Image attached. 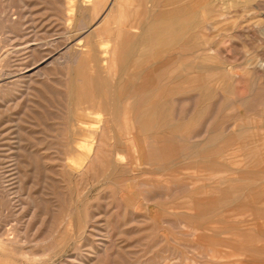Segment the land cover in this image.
I'll return each instance as SVG.
<instances>
[{"label": "rangeland", "instance_id": "rangeland-1", "mask_svg": "<svg viewBox=\"0 0 264 264\" xmlns=\"http://www.w3.org/2000/svg\"><path fill=\"white\" fill-rule=\"evenodd\" d=\"M59 1H63V4L66 5L64 0ZM74 1L76 11L83 10L82 2L85 0ZM57 2L58 0H0V240L5 244L9 243L0 250V264H70L69 262L84 264L82 261L85 264H264V253L262 252L264 244H261L264 243V231L259 235L258 232L249 228V222L254 221L251 214H256L259 206L255 203L254 195H248V197L250 196L249 200H252V203L249 204L252 206L249 207L248 200L245 201L247 192L242 193L243 190H241V188L247 189L246 185H249L250 182L252 183V185L250 184L251 188H255L259 184L258 190L262 191L264 197V153H262L264 152L262 144L264 143V6L262 7L264 0H100L98 16L94 19L86 17L83 19V23L89 28L91 27L92 30H100L104 19L111 15L117 17L119 5H123L127 25L122 31H114L111 35H107V39L111 42V47L117 42L120 45L128 43L129 48L133 51L131 52L133 56L131 54L129 57L132 59L136 56L128 61L127 67L118 68L120 78L122 77L123 81L129 80L128 82L124 81L128 88L124 91V96H126L124 101L114 105L127 120L126 128L120 125V119L118 121V118L106 115L110 113L108 108L112 97L114 96L117 100L116 95L119 94V91L122 92L117 85L119 76L108 80L105 89H98L92 83L82 82L79 79L74 85L76 89L74 88L73 91V88H70V78L75 75L79 65L73 66L74 69L63 64L51 65L49 62L44 64L39 61L40 56L36 58V61L39 62L35 64L36 61L27 59L25 53L19 52L24 47L21 45L23 36L31 35L33 39L38 38L40 44H46L49 38L52 40L55 35L59 36V33L56 32L58 27L69 28L74 24V21H68L65 15L66 8L63 4ZM178 5L184 8L183 11L187 8L188 12L184 11L176 23L169 22L165 26L166 28L148 30L149 32L145 30L158 19L159 15L165 14V10L167 13L172 12ZM207 5L209 9H207ZM169 8L172 10L169 11ZM243 9L244 11H242ZM155 15L156 17H153ZM55 17L56 19L60 18L59 21ZM237 23L240 24L237 25ZM237 26L239 27L237 28ZM26 27L31 28V32ZM26 30L28 31L26 32ZM142 34V38H144L140 39ZM87 35L88 32H83L79 40L85 42ZM199 35L202 36L199 37ZM160 40H164V42H160ZM208 48L211 49L208 50ZM122 54L118 53L117 58L120 59ZM248 60L250 61L248 62ZM83 63V72L86 76H98V73L91 70L87 61ZM27 66L29 68L25 69ZM154 68L155 70H153ZM227 70L229 72L226 76L230 86L225 85L227 84V81L224 82L226 78H223L224 81L222 80ZM262 71L263 74L259 73ZM30 75L35 83L32 86H27L30 83L28 80ZM174 76L175 79H173ZM146 78L147 80H145ZM171 80H175L173 81L174 94L168 98L166 92ZM222 81L224 82L222 84L227 88L224 85L222 87ZM158 84L164 87H159ZM33 85L36 86L37 91ZM16 86L19 87L16 88ZM138 87H141L140 93L135 96L133 90ZM204 89L212 90V94L215 96L207 99L204 97L206 95ZM219 89L222 95L219 93ZM215 91L218 93L216 94ZM226 95H228L227 98ZM198 97H200V101ZM183 99L185 102L182 101ZM188 99L194 100L193 103ZM220 104L222 108L219 107ZM253 104L257 106L253 107ZM41 105L42 107H40ZM72 105H74L73 108ZM204 106L205 108H202ZM176 110L178 111L176 112ZM97 112L105 114L104 117L102 116L101 123L104 126L105 134L99 139L102 142L100 155L92 164H86L79 175L66 167V161L78 157V154L73 150L75 141L81 139L78 127L81 126L80 124L95 122L93 115ZM194 115L195 117H193ZM71 116L75 118H71ZM13 120L17 122H13ZM215 120H217L216 123ZM198 121L199 124H197ZM233 122L240 124V127L234 128V131L238 128L236 132L241 129V133L230 138V135L221 132V127L235 124ZM245 123L247 124L245 125ZM174 124L177 125V128ZM212 125L214 127H211ZM185 130L189 131V134H185ZM209 133L211 134L210 138ZM222 135L224 137H221ZM121 136L126 143H130L134 138L138 142L130 144L125 149L121 145ZM211 138H214L212 140L215 142ZM209 139L212 141L211 143ZM228 139L229 141H227ZM207 141L211 145L208 146ZM228 144L230 145L228 146ZM19 145L21 146L19 147ZM223 145L226 147L225 149L222 147ZM170 146L174 148L170 149ZM167 148L170 150L168 151ZM235 148L236 150L232 152ZM119 154L126 158L127 165L124 170L118 168L114 160ZM147 158H149L148 162ZM174 158L177 162L173 161ZM71 165L76 171L81 170L75 167V164L71 163ZM226 167L229 171L225 169ZM78 176L81 177L78 178ZM192 183L196 185L194 186ZM235 183L240 185L239 188ZM231 184L233 185L231 186ZM216 187L218 188L215 190ZM224 188L226 191L230 190L232 195L238 191L234 201H227L222 196L220 191ZM167 193L169 196L166 195ZM32 203L36 205L35 208L33 206L31 208ZM205 203L211 205L210 210L197 207ZM132 206H135L134 209ZM254 209L257 211H253ZM230 215L232 216L230 217ZM103 233L106 236H103ZM102 238L104 239L102 240ZM101 241L106 244L108 252L103 251L100 254L102 252L99 248ZM226 241L228 242L226 243ZM256 243L261 245L256 248ZM200 244L201 246H199ZM110 245L111 247H109ZM259 247L260 249H258ZM109 248H114L117 253L115 250L112 252L113 249ZM250 251L252 252L250 253ZM262 253L263 255H261ZM97 254L99 255L97 256ZM110 254H115V257H111ZM107 256L110 257V261Z\"/></svg>", "mask_w": 264, "mask_h": 264}, {"label": "bare ground", "instance_id": "bare-ground-1", "mask_svg": "<svg viewBox=\"0 0 264 264\" xmlns=\"http://www.w3.org/2000/svg\"><path fill=\"white\" fill-rule=\"evenodd\" d=\"M125 1V0H124ZM161 1V0H160ZM58 2H61V1H59L58 0ZM57 2V3H58ZM64 2H65V4L66 5H64L63 4V1L61 2L62 4H63V6L66 8V17H67V19H68V21H70V22H73L74 24H72L71 25V27H66V28H64V27H61V28H59L58 27V30L56 31V32H58L59 34V36H57V35H55V37H54V39H52V40H50V36L48 37L49 38V40H47L48 42L46 43V44H40V42H39V40H37L36 38L35 39H33V37L31 38V35H26V36H23L22 38H23V40H22V42H21V45L22 46H24L23 48H21L22 50L21 51H19V52H22V53H25V55H26V57H27V59H30V60H34V61H36V58L38 57V56H40V60L39 61H41V62H43L44 64H47L48 62H49V64H63V65H65V66H68V67H72V68H74L75 69V67H73V66H78L79 65V67L77 68V71H76V73H75V75L74 76H72L71 78H70V88L74 91V85H76V82L79 80V79H81L82 80V82L83 81H85V82H88V83H92L93 85H95L98 89H105L106 87H107V81L108 80H113L114 78H115V76L116 77H118L119 76V78H118V80H117V85L119 86L118 88H120L121 89V91L123 92H120L119 91V94H117L116 96H117V100L114 98V96L112 97V99L111 98H109V99H111V102L109 103V108L108 109H110L109 111H110V113H107L106 115H111L112 117H114V118H118V121H119V119H120V125H122L124 128H126L127 127V125H128V122H127V120L126 119H124L123 118V115H122V112L117 108H115V103H119V102H123L124 101V98L126 97V96H124V91H125V89H128L127 88V86L125 85L126 83L125 82H128L129 80L128 79H125L124 81L122 80V77L120 78V75H119V70H118V68H122L123 66H126L127 65V63H128V61H131L132 59H134V58H136V56L134 57V58H130L129 56L131 55V56H133V53H131V52H133L132 51V49L131 48H129V44L127 43V44H123V45H120L119 44V42H117V43H115L112 47H111V42L107 39V35H111L114 31H122L125 27H126V25H127V23L125 22V9H124V7H123V5H119V10H118V15H117V17H114V16H108L107 18H105L104 19V21H103V26H102V29H100V30H97V29H94V28H96V27H94L93 29L94 30H92V28L90 27H88L87 25H85V23H83V19H86V17L88 18H92V19H94V18H96L97 16H98V9L100 8V0H85L84 2H82L83 4H82V8H83V10L81 9L80 10V12H79V10L78 11H76V7L74 6V0H64ZM102 2V1H101ZM120 2V1H119ZM123 2V1H122ZM156 2V1H155ZM154 2V3H155ZM165 2V1H164ZM176 2V1H175ZM174 2V3H175ZM259 2V1H258ZM257 2V3H258ZM261 2V1H260ZM77 3V2H76ZM80 3V2H79ZM127 3V2H126ZM168 3V2H167ZM210 3V2H209ZM211 3H213V2H211ZM33 4V3H32ZM81 4V3H80ZM189 4H190V1H189ZM253 4V3H252ZM256 4V3H255ZM25 5V4H24ZM58 5V4H57ZM111 5V4H110ZM109 5V6H110ZM188 5V4H187ZM249 5H250V3H249ZM78 6H79V4H78ZM165 6V5H164ZM254 6V5H253ZM260 6V5H259ZM264 5H262V7H263ZM37 7V6H36ZM40 7V6H39ZM57 8H58V6H56ZM80 7H81V5H80ZM151 7V6H150ZM149 7V8H150ZM190 7V6H189ZM165 8V7H164ZM236 8H238V7H236ZM260 8H261V6H260ZM79 9V8H78ZM170 9V8H169ZM183 7L182 6H176L175 8H174V10L172 11V12H166L167 10H165V14H161V15H159L158 16V19L157 20H155V22H152L150 25H149V27H146L147 29H145L147 32H149L148 30H151L152 31V29H158V28H166L165 26L167 25V24H169V22H175L176 23V21H177V19H178V17H180L181 16V14L184 12V11H187L186 9L183 11ZM207 9H209L208 8V5H207ZM263 9V8H262ZM54 10H56V9H54ZM172 9H170L169 11H171ZM190 10V9H189ZM249 10V9H248ZM60 11V10H59ZM210 11V10H209ZM242 11H244V9L242 10ZM257 11V10H256ZM77 12H79L78 14H77ZM152 12V11H151ZM188 12V11H187ZM192 12V11H191ZM208 12V11H207ZM224 12V11H223ZM258 12V11H257ZM39 13V12H38ZM53 13H55V12H53ZM57 13V12H56ZM214 13V12H213ZM230 13V12H229ZM232 13V12H231ZM230 13V14H231ZM242 13V12H241ZM46 14V13H45ZM58 14V13H57ZM62 14H63V12H62ZM153 14V13H152ZM234 14V13H233ZM249 14V13H248ZM32 15V14H31ZM157 15V14H156ZM156 15L155 16H153V17H156ZM183 15V14H182ZM210 15V14H209ZM217 15H220V14H217ZM254 15V14H253ZM260 15H261V13H260ZM27 16V15H26ZM53 16V15H52ZM57 16V15H56ZM60 16V15H59ZM221 16V15H220ZM246 16V15H245ZM252 16V15H251ZM259 16V15H258ZM244 17V16H243ZM254 17V16H253ZM257 17V16H256ZM16 18H18V17H16ZM54 18V17H53ZM58 18V17H57ZM62 18V17H61ZM150 18V17H149ZM223 18H225V17H223ZM227 18H228V16H227ZM242 18V17H241ZM14 19V18H13ZM26 19H27V17H26ZM25 18H24V20H26ZM55 19H56V17H55ZM59 19L60 18H58V19H56V20H58L59 21ZM63 19H64V17H63ZM15 20V19H14ZM100 19H98V21H99ZM152 20V19H151ZM246 20V19H245ZM27 21V20H26ZM89 21V20H88ZM87 21V22H88ZM101 21V20H100ZM215 21V20H214ZM223 21V20H222ZM242 20H240V22H241ZM52 22V21H51ZM63 22V21H62ZM202 22V21H201ZM221 22V21H220ZM239 22V21H238ZM243 22V21H242ZM247 22V21H246ZM99 23V22H98ZM205 23V22H204ZM12 24V23H11ZM28 24H29V22H28ZM27 24V25H28ZM56 24V23H55ZM60 24V23H59ZM65 24V23H64ZM88 24V23H87ZM96 24V23H95ZM101 24V23H100ZM144 24V23H143ZM197 24V23H196ZM212 24V23H211ZM240 24V23H239ZM238 23H237V25H239ZM14 25V24H13ZM56 25H58V24H56ZM63 25V24H62ZM62 25H60V26H62ZM88 25H90V24H88ZM35 26V25H34ZM33 26V27H34ZM63 26H65V25H63ZM92 26V25H91ZM95 26V25H94ZM113 26H116L115 28L113 27ZM193 26V25H192ZM129 27V26H128ZM195 27V26H194ZM239 26H237V28H238ZM24 28H25V26H24ZM27 28V27H26ZM35 28H36V26H35ZM137 28V27H136ZM172 28H173V26H172ZM190 28V27H189ZM232 28V27H231ZM230 28V29H231ZM236 28V29H237ZM28 29V28H27ZM31 29V28H30ZM30 29H28V30H30ZM32 29H34V28H32ZM50 29V28H49ZM185 30H186V28H184ZM188 29V28H187ZM197 29H198V27H197ZM235 29V30H236ZM28 30H26V32L28 31ZM35 30V29H34ZM37 30V29H36ZM54 30V29H53ZM141 30V29H140ZM165 30V29H164ZM180 30H181V28H180ZM203 30V29H202ZM223 30V29H222ZM126 31V30H125ZM143 31V30H142ZM183 31V30H182ZM187 31V30H186ZM189 31V30H188ZM229 31V30H228ZM29 32H31V30L29 31ZM38 32V31H37ZM53 32H55V31H53ZM52 32V33H53ZM85 33V32H88V35H87V39L85 40V42L84 41H82V40H79L80 38V36H81V34L82 33ZM132 32L134 33V31H133V29H132ZM161 32V31H160ZM163 32V31H162ZM48 33H49V31H48ZM132 33V34H133ZM214 33H216V32H214ZM237 33V32H236ZM239 33V32H238ZM264 33V32H263ZM24 34V33H23ZM32 34V33H31ZM34 34V33H33ZM36 34V33H35ZM47 34V33H46ZM131 34V35H132ZM135 34V33H134ZM144 34V33H143ZM143 34L141 35V38L140 39H143L142 38V36H143ZM152 34V33H151ZM219 34V33H218ZM17 35V34H16ZM21 35V34H20ZM19 35V36H20ZM126 35V34H125ZM215 35V34H214ZM37 36V35H36ZM40 36V33H39V35H38V37ZM43 36H44V34H43ZM57 36V37H56ZM83 36V35H82ZM114 36V35H113ZM130 36V35H129ZM137 36V35H136ZM196 36V35H195ZM200 36H202V35H199V37ZM215 36H217L218 37V35H215ZM230 36H232V35H230ZM239 36H240V34H239ZM35 37V36H34ZM114 37H116V36H114ZM126 37V36H125ZM124 37V38H125ZM171 37V36H170ZM41 38H43L42 36H41ZM111 38V37H110ZM138 38V39H139ZM169 38V37H168ZM176 38H178V37H176ZM211 38V37H210ZM216 38V37H215ZM225 38V37H224ZM250 38V37H249ZM188 39V38H187ZM133 40H134V38H133ZM165 40H166V38H165ZM168 40V39H167ZM178 40V39H177ZM176 40V41H177ZM195 40V39H194ZM147 41V40H146ZM145 41V42H146ZM162 40H160V42H161ZM237 41V39L235 40V42ZM139 42V41H138ZM141 42V41H140ZM139 42V43H140ZM162 42H164V40L162 41ZM184 42V41H183ZM218 42V41H217ZM223 42V41H222ZM42 43V42H41ZM132 43V42H131ZM130 43V44H131ZM152 43V42H151ZM193 43V42H192ZM201 43V42H200ZM138 44V43H137ZM218 44V43H217ZM222 44V43H221ZM17 45V44H16ZM132 45V44H131ZM136 45V44H135ZM143 45V44H142ZM176 45H177V42H176ZM14 46V45H13ZM21 46V47H22ZM133 46H134V44H133ZM183 46V45H182ZM190 46H192V45H190ZM18 47H20V45H18ZM139 47V46H138ZM173 47V46H172ZM177 47V46H176ZM179 47V46H178ZM183 47H185V46H183ZM233 47V46H232ZM234 47H235V45H234ZM212 48V47H211ZM211 48H208V50L209 49H211ZM213 48H215V47H213ZM212 48V49H213ZM220 48V47H219ZM240 48V47H239ZM131 49V50H130ZM146 49V48H145ZM176 49V48H175ZM16 50V49H15ZM17 50H18V48H17ZM130 50V51H129ZM183 50H184V48H183ZM197 50V49H196ZM196 50H195V53H196ZM218 50V49H217ZM222 50V49H221ZM239 50V49H238ZM201 51V50H200ZM220 51V50H219ZM6 52V51H5ZM10 52H11V50H10ZM137 53L139 52L138 50L136 51ZM218 52V51H217ZM118 53H123L122 54V57L119 59V58H117V54ZM194 53V52H193ZM223 53V52H222ZM256 53V52H255ZM9 54V53H8ZM13 54V53H12ZM19 54V53H18ZM154 54V53H153ZM170 54V53H169ZM192 54V53H191ZM168 55V54H167ZM188 55V54H187ZM221 55V54H220ZM224 55V54H223ZM147 56V55H146ZM7 57V56H6ZM9 57V56H8ZM55 57H57V58H55ZM142 57V56H141ZM83 58V59H82ZM129 58V59H128ZM248 58V57H247ZM128 59V60H127ZM131 59V60H130ZM151 59V58H150ZM166 59H167V57H166ZM14 60V59H13ZM25 60V59H24ZM152 60V59H151ZM173 60H175V59H173ZM246 60V59H245ZM244 60V61H245ZM38 60L35 62V64L37 63V62H39ZM60 61H62L61 63H60ZM85 61V63H86V61H87V64L90 66V68H91V70H93V72H95V73H98V76L97 77H88V76H86L85 74H84V72H83V62ZM149 61V60H148ZM164 61V60H163ZM231 61V60H230ZM250 60H248V62H249ZM264 61V60H263ZM138 62V61H137ZM166 62V61H165ZM176 62V61H175ZM247 62V61H246ZM29 63V62H28ZM130 63V62H129ZM132 63V62H131ZM134 63V62H133ZM140 63V62H139ZM163 63V62H162ZM161 63V64H162ZM239 63V62H238ZM18 64H19V62H18ZM152 64V63H151ZM160 64V65H161ZM166 64V63H165ZM164 64V65H165ZM217 64V63H216ZM227 64V63H226ZM248 64V63H247ZM246 64V65H247ZM256 64V63H255ZM22 65V64H21ZM38 65H39V63H38ZM232 65V64H231ZM242 65H245V64H242ZM128 66V65H127ZM126 66V67H127ZM261 66V65H260ZM12 67H13V65H12ZM32 67H33V65H32ZM44 67V66H43ZM63 67V66H62ZM126 67L124 68V71H125V69H126ZM152 67H153V65H152ZM155 67V66H154ZM165 67H167V66H165ZM222 67V66H221ZM226 67H227V65H226ZM241 67V66H240ZM252 67V66H251ZM27 68H29L28 66L25 68V69H27ZM130 68V67H129ZM164 68V67H163ZM216 68V67H215ZM236 68V67H235ZM244 68V67H243ZM259 68H261V67H259ZM20 69V68H19ZM32 69H34V68H32ZM44 69H45V67H44ZM65 69V68H64ZM149 69V68H148ZM147 69V70H148ZM223 69V68H222ZM234 69V68H233ZM264 69V68H263ZM38 70H39V68H38ZM90 70V69H89ZM88 70V71H89ZM128 70V69H127ZM126 70V71H127ZM144 70V69H143ZM153 70H155V68L153 69ZM152 69H151V71H153ZM167 70H169V69H167ZM167 70H166V72H167ZM224 70V69H223ZM29 71H30V69H29ZM40 71V70H39ZM39 71H38V73H39ZM45 71H46V69H45ZM68 71V70H67ZM71 71V70H70ZM145 71V70H144ZM161 71V70H160ZM237 71V70H236ZM261 71V70H260ZM17 72H19V71H17ZM128 73H129V71H127ZM228 72H229V70H227V73L225 74V77H222V80H223V78L225 79L226 78V80L224 81V82H226L227 81V76L226 75H228ZM34 73V72H33ZM35 73H37V72H35ZM100 73V74H99ZM123 73V72H122ZM126 73V72H125ZM125 73H123V74H125ZM136 73V72H135ZM153 73V72H152ZM259 73H262L263 74V71L262 72H259ZM40 74V73H39ZM38 74V75H39ZM43 74V73H42ZM130 74V73H129ZM156 74H157V71H156ZM230 74V73H229ZM243 74V73H242ZM254 74V73H253ZM72 75V74H71ZM140 75V74H139ZM143 75V74H142ZM146 75V74H145ZM160 75H162L161 73H160ZM165 75V74H164ZM257 75V74H256ZM22 76V75H21ZM40 76V75H39ZM91 76V75H90ZM122 76V75H121ZM150 76H152V75H150ZM149 76V77H150ZM157 76H158V74H157ZM230 76V75H229ZM232 76V75H231ZM235 76V75H234ZM237 76V75H236ZM244 76V75H243ZM258 76V75H257ZM18 77V76H17ZM128 77H129V75H128ZM147 77V76H146ZM159 77V76H158ZM164 77V76H163ZM181 77V76H180ZM195 77V76H194ZM240 77V76H239ZM238 77V78H239ZM151 78V77H150ZM149 78V79H150ZM167 78V77H166ZM165 78V79H166ZM186 78V77H185ZM192 78V77H191ZM195 78H197V77H195ZM199 78V77H198ZM232 78V77H231ZM241 78V77H240ZM256 78V77H255ZM254 78V79H255ZM258 78H259V76H258ZM33 79V77L30 75V76H28V80H30V83L27 85V86H29V85H31L32 86V84L33 83H35V81L34 80H32ZM84 79V80H83ZM132 79V78H131ZM173 79H175V76H174V78ZM229 79H230V77H229ZM233 79H234V77H233ZM232 79V80H233ZM236 79V78H235ZM17 80V79H16ZM142 80V79H141ZM145 80H147V78L145 79ZM144 80V81H145ZM153 80V79H152ZM151 80V81H152ZM183 80V79H182ZM187 80V79H186ZM247 80H250V79H247ZM257 80V79H256ZM262 80V79H261ZM154 81V80H153ZM173 81H175V80H173ZM173 81L171 80L170 82H169V84H168V88H167V92H166V95H167V97L169 98V97H172L173 96V94H174V86H173ZM192 81V80H191ZM217 81H220V80H217ZM221 82V85H222V87H224L225 85H229L228 84V81L226 82L227 84H222V83H224V82ZM40 82V81H39ZM82 82H81V84H82ZM164 82V81H163ZM193 82V81H192ZM191 82V83H192ZM237 82V81H236ZM251 82V81H250ZM256 82V81H255ZM141 83V82H140ZM148 83V82H147ZM152 83V82H151ZM190 83V82H189ZM194 83V82H193ZM232 83V82H231ZM259 83V82H258ZM18 84V83H17ZM20 84V83H19ZM142 84V83H141ZM146 84V82L144 83V85ZM176 84V83H175ZM214 84V83H213ZM216 84H218V83H216ZM11 85V84H10ZM14 85H15V83H14ZM160 84H158V86H159ZM202 85V84H201ZM224 85V86H223ZM233 85V84H232ZM252 85V84H251ZM33 86H35V85H33ZM149 86V85H148ZM163 86V85H162ZM162 86H159V87H162ZM186 86V85H185ZM189 86V85H188ZM211 86V85H210ZM230 86V85H229ZM250 86V85H249ZM257 86V85H256ZM261 86V85H260ZM6 87H8V86H6ZM19 87V86H18ZM17 86H16V88H18ZM152 87H153V85H152ZM156 87V86H155ZM164 87V86H163ZM162 87V88H163ZM209 87V86H208ZM214 87H217V86H214ZM226 88H227V86H225ZM253 87V86H252ZM259 87V86H258ZM94 88V87H93ZM110 88V87H109ZM145 88V87H144ZM161 88V89H162ZM218 88V87H217ZM254 88H255V86H254ZM20 89V88H19ZM29 89H30V87H29ZM28 89V90H29ZM35 89H36V86H35ZM44 89H45V87H44ZM48 89V88H47ZM67 89V88H66ZM76 89V88H75ZM140 89H141V87H138L137 89H135L134 88V95L135 96H137V94L139 95V93H140ZM143 89V88H142ZM193 89H194V87H193ZM223 89V88H222ZM236 89V88H235ZM250 89V88H249ZM248 89V90H249ZM256 89V88H255ZM261 89V88H260ZM1 90V89H0ZM30 90H32V89H30ZM39 90V89H38ZM86 90V89H85ZM146 90V89H145ZM157 90V89H156ZM159 90V89H158ZM197 90V89H196ZM201 90H203V89H201ZM204 90H206V95L204 96V97H206L207 99L209 98H211L214 94H212V90L210 91V90H208V89H204ZM226 90V89H225ZM7 91V90H6ZM11 91V90H10ZM17 91V90H16ZM36 91H37V89H36ZM130 91V90H129ZM142 91V90H141ZM189 92H190V90H188ZM218 91V90H217ZM233 91H234V89H233ZM5 92V91H4ZM70 92H71V90H70ZM106 92V91H105ZM143 92V91H142ZM226 92V91H225ZM235 92V91H234ZM257 92V91H256ZM264 92V91H263ZM17 93V92H16ZM28 93V92H27ZM52 93V92H51ZM187 93V92H186ZM194 93V92H193ZM193 93H191V94H193ZM215 93L217 94L218 92H216L215 91ZM219 93L221 94V92H220V89H219ZM229 93H230V91H229ZM250 93V92H249ZM9 94V93H8ZM20 94V93H19ZM22 94V93H21ZM26 94V93H25ZM32 94V93H31ZM74 94V93H73ZM96 94V93H95ZM148 94V93H147ZM219 94V95H220ZM254 94V93H253ZM263 94V93H262ZM35 95V94H34ZM141 95V94H140ZM146 95V94H145ZM196 95V94H195ZM194 95V96H195ZM198 95H200V94H198ZM202 95V94H201ZM218 95V96H219ZM222 95V94H221ZM220 95V96H221ZM248 95V94H247ZM257 95V94H256ZM11 96V95H10ZM29 96V95H28ZM31 96H33V94L31 95ZM42 96H44V95H42ZM46 96V95H45ZM142 96H143V94H142ZM156 96V95H155ZM179 96V95H178ZM187 96V95H186ZM215 96V95H214ZM225 96V95H224ZM227 96L228 95H226V98H227ZM230 96H231V94H230ZM234 96V95H233ZM263 96H264V94H263ZM23 97V96H22ZM70 98L72 97V96H69ZM76 97V96H75ZM110 97V96H109ZM197 97V96H196ZM200 97H202V96H200ZM200 97H198V100L200 99ZM245 97H246V95H245ZM254 97V96H253ZM257 97H258V95H257ZM25 98V97H24ZM28 98V97H27ZM26 98V99H27ZM37 98V97H36ZM56 98V97H55ZM128 98V97H127ZM154 98V97H153ZM158 98V97H157ZM177 98V97H176ZM185 98V97H184ZM187 98V97H186ZM190 98V97H189ZM223 98H225V97H223ZM17 99V98H16ZM39 99V98H38ZM76 99V98H75ZM86 99V98H85ZM148 99V98H147ZM151 100H153L152 98H150ZM194 99V98H193ZM197 99V98H196ZM206 99V100H207ZM235 99V98H234ZM259 99V98H258ZM23 100V99H22ZM69 100V99H68ZM79 100V99H78ZM116 100V101H115ZM138 100V99H137ZM158 100V99H157ZM189 100V99H188ZM201 100V99H200ZM199 100V101H200ZM206 100H204V101H206ZM213 100V99H212ZM216 100V99H215ZM223 100V99H222ZM242 100H244V99H242ZM252 100H253V98H252ZM262 100V99H261ZM110 101V100H109ZM135 101V100H134ZM166 101V100H165ZM179 101V100H178ZM178 101H176V102H178ZM182 101H184V99L182 100ZM189 101H191L192 103H193V101L192 100H189ZM203 101V103H205ZM208 101V100H207ZM220 101V100H219ZM224 101H226L225 99H224ZM240 101V100H239ZM17 102V101H16ZM22 102V101H21ZM30 102V101H29ZM73 102H74V100H73ZM143 102V101H142ZM153 102V101H152ZM185 102V101H184ZM209 102V101H208ZM221 102H223V101H221ZM246 102V101H245ZM10 103V102H9ZM12 103V102H11ZM71 103H72V99H71ZM76 104H77V102H75ZM75 103H73V104H75ZM93 103V102H92ZM166 103H168L167 101H166ZM180 103V102H179ZM199 103V102H198ZM207 103V102H206ZM238 104H239V102H237ZM250 103V102H249ZM15 104V103H14ZM50 104V103H49ZM145 104V103H144ZM159 104V103H158ZM185 104V103H184ZM219 104V103H218ZM26 105V104H25ZM69 105H70V103H69ZM139 105V104H138ZM167 106H168V104H166ZM174 105V104H173ZM204 105V104H203ZM214 105V104H213ZM245 105V104H244ZM243 105V106H244ZM261 105V104H260ZM18 106V105H17ZM30 106V105H29ZM73 106L74 105H72V108H73ZM76 106V105H75ZM141 106H142V104H141ZM160 106V105H159ZM207 106V105H206ZM210 106H211V104H210ZM210 106H209V108H210ZM215 106V105H214ZM224 106V105H223ZM247 106V105H246ZM249 106H252V105H249ZM255 106H257V105H254L253 104V107H255ZM40 107H42V105L40 106ZM51 107V106H50ZM119 107V106H118ZM122 107V106H121ZM145 107V106H144ZM155 107H157V106H155ZM195 107V106H194ZM201 106H199V109H201L200 108ZM219 107L220 108H222L221 107V104L219 105ZM7 108H9V107H7ZM18 108V107H17ZM77 108V107H76ZM140 108H142L143 109V107H140ZM152 108H154V107H152ZM173 108V107H172ZM192 108V107H191ZM202 108H205V106L204 107H202ZM215 108V107H214ZM226 108V106L224 107V109ZM244 108H245V106H244ZM138 109V108H137ZM158 109V108H157ZM164 109H165V107H164ZM168 109V108H167ZM194 109V108H193ZM192 109V110H193ZM247 109V108H246ZM254 109V108H253ZM8 110H10V109H8ZM27 110V109H26ZM25 110V111H26ZM69 110H70V106H69ZM92 110H93V108H92ZM161 110V109H160ZM169 110V109H168ZM167 110V111H168ZM190 110V109H189ZM198 110V109H197ZM204 110V109H203ZM211 110H213L212 109V107H211ZM85 112H86V110H84ZM178 110H176V112H177ZM191 111V110H190ZM199 111V110H198ZM200 111H202V110H200ZM206 111V110H205ZM216 111V110H215ZM219 111V110H218ZM217 111V112H218ZM222 111V110H221ZM78 112V111H77ZM77 112H76V114H77ZM192 112V111H191ZM196 112V111H195ZM204 112V111H203ZM104 113V112H103ZM135 113V112H134ZM139 113H140V111H139ZM144 113V112H143ZM164 113V112H163ZM173 113V112H172ZM209 113V112H208ZM219 113H220V111H219ZM245 113H246V111H245ZM250 113V112H249ZM23 114V113H22ZM27 114H28V112H27ZM71 114V113H70ZM69 114V115H70ZM72 114L74 115V113L72 112ZM171 114V113H170ZM178 114V113H177ZM194 114H196V113H194ZM43 115V114H42ZM85 115V114H84ZM91 115V114H90ZM103 115H105V114H100L99 112H97V113H95L94 115H93V117H94V119H95V122L93 121V122H91V123H89V124H80L81 126L80 127H78L80 130L78 131V132H80V137H81V139L79 140V141H75V147H74V153L76 152L77 154H78V157L77 158H70V159H68L67 161H66V167L67 168H69V169H71L73 172H75V173H77V174H79L80 175V173H81V171H82V169H83V167L86 165V164H92L94 161H96L98 158H99V155H100V148L102 147V142H101V140H99V139H101L102 138V136L105 134L104 132H105V129H104V126H102L101 125V123H102V116ZM134 115V114H133ZM139 115V114H138ZM167 115V114H166ZM174 115V114H173ZM172 115V116H173ZM181 115V114H180ZM203 115H205V114H203ZM202 115V116H203ZM214 115V114H213ZM213 115H211V116H213ZM216 115V114H215ZM214 115V116H215ZM249 115V114H248ZM77 116V115H76ZM79 116V115H78ZM87 116V115H86ZM169 116V115H168ZM201 116V115H200ZM199 116V117H200ZM201 116V117H202ZM245 116H246V114H245ZM260 116V115H259ZM74 117V116H73ZM72 116H71V118H73ZM104 117V116H103ZM171 117V116H170ZM174 117V116H173ZM181 117V116H180ZM184 117V116H183ZM193 117H195V115L193 116ZM75 118V117H74ZM178 118V117H177ZM197 118V117H196ZM205 118V117H204ZM213 118V117H212ZM263 118V117H262ZM166 119V118H165ZM174 119V118H173ZM193 119V118H192ZM200 119V118H199ZM216 119V118H215ZM235 119V118H234ZM239 119V118H238ZM252 119V118H251ZM253 119H255V118H253ZM257 119H258V117H257ZM137 120V119H136ZM203 120V119H202ZM236 120V119H235ZM243 120V119H242ZM248 120V119H247ZM8 121H9V119H8ZM112 121V120H111ZM164 121V120H163ZM167 121V120H166ZM175 121V120H174ZM178 121V120H177ZM200 121V120H199ZM199 121H198V123L197 124H199ZM214 121V120H213ZM216 121L217 120H215V123H216ZM220 121V120H219ZM224 121V120H223ZM237 121V120H236ZM262 121V120H261ZM13 122H17V121H14L13 120ZM21 122V121H20ZM68 122V121H67ZM189 122H190V119H189ZM191 122H192V120H191ZM197 122V121H196ZM202 122V121H201ZM207 122H209V121H207ZM238 122V121H237ZM245 122H246V120H245ZM254 122H256V121H254ZM260 122V121H259ZM6 123H8V122H6ZM19 123V122H18ZM131 123V122H130ZM218 123V122H217ZM233 123H235V122H233ZM241 123V122H240ZM262 123V122H261ZM261 123H258V125H261ZM45 124V123H44ZM115 124H117V123H115ZM162 124V123H161ZM213 124H214V122H213ZM224 124V123H223ZM247 123H245V125H246ZM132 125V124H131ZM175 125V124H174ZM184 125V124H183ZM188 125V124H187ZM218 125V124H217ZM256 125V124H255ZM263 125V124H262ZM71 126V125H70ZM75 126V125H74ZM133 126V125H132ZM161 126V125H160ZM177 125H175V127H176ZM180 126V125H179ZM192 126V125H191ZM207 126V125H206ZM72 127V126H71ZM76 127V126H75ZM131 127V126H130ZM173 127V126H172ZM182 127V126H181ZM188 127V126H187ZM211 127H214L213 125L211 126ZM221 127V126H220ZM236 127H240V124L238 125L237 123H235V124H232V125H225V126H223V127H221V132L222 133H224V134H227V135H230V138H233L234 137V135L236 136L237 134H240L241 133V129L238 131V132H236L237 131V129H236V131H234V128H236ZM256 127V126H255ZM254 127V128H255ZM262 127V126H261ZM70 128V127H69ZM148 128H149V126H148ZM177 128V127H176ZM260 128V127H259ZM117 129V128H116ZM168 129V128H167ZM166 129V130H167ZM190 129V128H189ZM207 129V128H206ZM219 129V128H218ZM245 129H247V128H245ZM176 130V129H175ZM203 130V129H202ZM214 130V129H213ZM217 130V129H216ZM243 130V129H242ZM249 130V129H248ZM247 130V131H248ZM123 131V130H122ZM128 131V130H127ZM126 131V132H127ZM173 131V130H172ZM177 131V130H176ZM187 130H185V134L187 133V134H189L188 132L189 131H187ZM207 131H208V129H207ZM209 131H211V130H209ZM260 131V130H259ZM125 132V131H124ZM141 132V131H140ZM166 132V131H165ZM168 132V131H167ZM257 132V131H256ZM162 133V132H161ZM202 134H203V131L201 132ZM211 133H212V131H211ZM218 133V132H217ZM260 133V132H259ZM113 134V133H112ZM116 134V133H115ZM182 134H184V133H182ZM181 134V135H182ZM196 134V133H195ZM200 134V133H199ZM257 134V133H256ZM255 134V135H256ZM133 135V134H132ZM138 135V134H137ZM192 135V134H191ZM204 135H208V134H204ZM204 135H203V137H204ZM210 133H209V138H210ZM257 135H259V134H257ZM256 135V136H257ZM70 136H71V134H70ZM69 136V137H70ZM139 136H140V134H139ZM141 136H143V135H141ZM150 136V135H149ZM183 136V135H182ZM193 136V135H192ZM196 136V135H195ZM198 136V135H197ZM60 137V136H59ZM118 137V136H117ZM132 137V136H131ZM174 137H175V135H174ZM191 137V136H190ZM190 137H189V139H190ZM219 137V136H218ZM217 137V139H219ZM221 137H224L223 135L221 136ZM229 137V136H228ZM242 137V136H241ZM250 137H251V135H250ZM17 138V137H16ZM71 138L73 139V136H71ZM127 138V137H126ZM143 138V137H142ZM198 138V137H197ZM229 138V139H230ZM244 138V137H243ZM11 139V138H10ZM61 139V138H60ZM68 139H70V138H68ZM108 139V138H107ZM148 139V138H147ZM194 139V137L192 138V140ZM212 139H214V138H211V140ZM229 139L227 140V141H229ZM235 139V138H234ZM234 139H233V141H234ZM248 139V138H247ZM256 139V138H255ZM77 140V139H76ZM123 140H125L122 136H121V141H122V147H125V149H127L129 146H130V144H136L137 142H138V140H136V138H134V140H132L130 143H126L125 141H123ZM128 140H129V138H128ZM151 140V139H150ZM176 140H177V137H176ZM230 140H232V139H230ZM238 140V139H237ZM236 140V141H237ZM245 140V139H244ZM253 140V139H252ZM70 141H71V139H70ZM143 141V140H142ZM201 141V140H200ZM206 141V140H205ZM205 141H202V142H205ZM209 141H210V139H209ZM209 141H207V145L209 146V145H211V144H208V142ZM212 141H214V140H212ZM212 141H210V143L212 142ZM217 141V140H216ZM246 141V140H245ZM251 141V140H250ZM259 141H261L262 142V140H259ZM20 142V141H19ZM69 142V141H68ZM118 142H119V140H118ZM141 142V141H140ZM177 143H179L178 141H176ZM186 142V141H185ZM185 142H184V145H186L185 144ZM188 142V141H187ZM186 142V143H187ZM194 142V141H193ZM215 142V141H214ZM253 142V141H252ZM14 143V142H13ZM114 143V142H113ZM155 143V142H154ZM198 144H199V142H197ZM201 143V142H200ZM206 143V142H205ZM204 143V144H205ZM228 143V142H227ZM233 143V142H232ZM142 144V143H141ZM167 145H169V143H166ZM172 143H170V145H171ZM175 145H176V143H174ZM215 144V143H214ZM221 144V143H220ZM222 144H224V143H222ZM257 144H258V142H257ZM256 144V145H257ZM263 145H264V143H262ZM121 145H119V146H121ZM173 145V144H172ZM225 145V144H224ZM222 146L224 149L226 148L225 146ZM230 144H228V146H229ZM21 145H19V147H20ZM32 146V145H31ZM143 146H144V144H143ZM188 146V145H187ZM205 146H206V144H205ZM227 146V145H226ZM252 146V145H251ZM23 147H25V146H23ZM28 147V146H27ZM180 147V146H179ZM207 147V146H206ZM254 147V146H253ZM73 148V147H72ZM118 148V147H117ZM171 148H174V147H171L170 146V149ZM199 148V147H198ZM201 148V147H200ZM205 148V147H204ZM222 148V149H223ZM232 148H233V146H232ZM26 149V148H25ZM32 149V148H31ZM62 149H64V148H62ZM108 149V148H107ZM122 149V148H121ZM134 149V148H133ZM168 149V148H167ZM170 149H168V151L170 150ZM176 149V148H175ZM175 149H172L173 151L175 150ZM209 149V148H208ZM214 149V148H213ZM228 149H230V148H228ZM253 149H255V147L253 148ZM262 149V148H261ZM171 150V151H172ZM193 150V149H192ZM207 150V149H206ZM236 150V148L232 151V152H234ZM259 150V149H258ZM18 151V150H17ZM121 151V150H120ZM173 151L171 152V153H173ZM240 151V150H239ZM253 151H255V150H253ZM257 151V150H256ZM263 151V150H262ZM122 152V151H121ZM125 152V151H124ZM126 152H127V150H126ZM125 152V153H126ZM230 152V151H229ZM259 152V151H258ZM68 153V152H67ZM135 153V152H134ZM236 153V152H235ZM262 153H264V152H262ZM146 154V153H145ZM159 154H160V152H159ZM255 154V153H254ZM191 155V154H190ZM69 156H70V154H69ZM108 156V155H107ZM173 156V155H172ZM175 156V155H174ZM243 156V155H242ZM72 157V156H71ZM109 157V156H108ZM171 157V156H170ZM169 157V158H170ZM172 158V157H171ZM243 158V157H242ZM23 159V158H22ZM67 159V158H66ZM126 158L122 155V154H119V155H117L116 157H115V162H116V166H118V168H123L122 170H124V167L127 165L126 164V160H125ZM129 159V158H128ZM148 159L149 158H147V162H148ZM255 159V158H254ZM62 160V159H61ZM64 160V159H63ZM137 160V159H136ZM135 160V161H136ZM146 160V159H145ZM173 160V159H172ZM177 160V159H176ZM180 160V159H179ZM183 160V159H182ZM214 160V159H213ZM216 160V159H215ZM239 160V159H238ZM22 161V160H21ZM173 161H175V158H174V160ZM229 161H231V160H229ZM263 161V160H262ZM72 164H75V167H78V168H80L81 170L80 171H76L75 170V168L71 165V163ZM172 162V161H171ZM175 162H177V161H175ZM175 162H173L174 164H175ZM34 163V162H33ZM70 163V164H69ZM137 163V162H136ZM149 163H151V162H149ZM172 163V164H173ZM183 163V162H182ZM252 163V162H251ZM112 164V163H111ZM178 164V163H177ZM18 165V164H17ZM45 165V164H44ZM181 165V164H180ZM224 165V164H223ZM232 165V164H231ZM20 166V165H19ZM88 166V165H87ZM113 166V165H112ZM147 166H148V163H147ZM175 166V165H174ZM256 166H257V164H256ZM113 167H115V166H113ZM130 167V166H129ZM149 167V166H148ZM188 167V166H187ZM235 167V166H234ZM116 168V167H115ZM16 169H18V168H16ZM226 170H228V168L226 167L225 168ZM235 169H236V167H235ZM134 170V169H133ZM245 170V169H244ZM19 171V170H18ZM68 171V170H67ZM153 171V170H152ZM175 171V170H174ZM211 171V170H210ZM229 171V170H228ZM259 171V170H258ZM39 172V171H38ZM61 172V171H60ZM116 172V171H115ZM126 172V171H125ZM134 173H135V171H133ZM260 172V171H259ZM22 173V172H21ZM24 173V172H23ZM87 173V172H86ZM96 173V172H95ZM117 173V172H116ZM45 174V173H44ZM123 174H125V173H123ZM127 174V173H126ZM199 174V173H198ZM262 174V173H261ZM46 175V174H45ZM74 175H76V174H74ZM94 175V174H93ZM221 175V174H220ZM234 175V174H233ZM77 176V175H76ZM95 176V175H94ZM108 176H109V174H108ZM116 176V175H115ZM120 176V175H119ZM136 176V175H135ZM169 176V175H168ZM230 176V175H229ZM79 177H81V176H78V178ZM190 177V176H189ZM207 177V176H206ZM205 177V178H206ZM213 177H216V176H213ZM235 177V176H234ZM238 177H240L239 175H238ZM119 178V177H118ZM220 178V177H219ZM42 179V178H41ZM74 179V178H73ZM130 179V178H129ZM136 179V178H135ZM138 179V178H137ZM169 179V178H168ZM218 179V178H217ZM43 180V179H42ZM127 181V180H126ZM138 181V180H137ZM158 181V180H157ZM156 181V182H157ZM96 182V181H95ZM173 182V181H172ZM202 182V181H201ZM211 182V181H210ZM219 183H220V181H218ZM242 182V181H241ZM19 183V182H18ZM103 183V182H102ZM214 183V182H213ZM256 183V182H255ZM260 183V182H259ZM149 184V183H148ZM193 184V183H192ZM236 185H237V183H235ZM239 184V183H238ZM242 184V183H241ZM245 184H248V183H245ZM252 185V183L250 182L249 183V185ZM114 185V184H113ZM115 185H116V183H115ZM194 185V184H193ZM196 185V184H195ZM194 185V186H195ZM217 185V184H216ZM233 184H231V186H232ZM249 185H246V186H248V188L247 189H244V188H241V190H243L242 191V193H244L245 191L247 192V195H246V198H245V201L246 200H248V206L249 207H251L252 205H249L250 203H252V200H249V197H248V195H254L253 197H255V203H257V205L259 206V207H257L256 206V204H255V206L258 208V212H256L255 211V209L253 210V211H255L256 212V214H254V215H252L251 214V217L253 216V218L252 219H254V221L253 222H249L250 223V229L251 230H254V231H256V232H258V234L259 233H263V231H264V209H263V207H264V205H263V203H264V197H263V193H262V191H260V190H258V186H259V184H255L256 186H255V188H251V185L249 186ZM261 185V184H260ZM213 186V185H212ZM229 186V185H228ZM230 186V187H231ZM239 186L240 185H237V187L239 188ZM242 187H243V184L241 185ZM20 187V186H19ZM23 187H24V185H23ZM123 187V186H122ZM193 187V186H192ZM235 187V186H234ZM21 189H22V187H20ZM210 188V187H209ZM218 187H216L215 188V190L217 189ZM246 188V187H245ZM249 188H251V189H249ZM18 188H16V190H17ZM205 189V188H204ZM207 189H208V187H207ZM19 190V189H18ZM121 190V189H120ZM143 190V189H142ZM173 190V189H172ZM236 190V189H235ZM192 191V190H191ZM230 191V190H229ZM229 191H226V189L224 188V189H222L220 192L222 193V196L224 197V198H226V200L227 201H234V199H235V197H237V195L236 194H238L237 192H236V194L235 195H232V192H229ZM232 191H233V189H232ZM117 192V191H116ZM155 192V191H154ZM189 192V191H188ZM192 192H194V191H192ZM206 192V191H205ZM245 192V193H246ZM44 193V192H43ZM147 193H149V192H147ZM199 194H200V192H198ZM39 194V193H38ZM206 194H208V193H206ZM206 194H205V196H206ZM214 194V193H213ZM148 195V194H147ZM165 195V194H164ZM167 196H169V194L167 193L166 194ZM191 195H192V193H191ZM218 195H220V194H218ZM37 196V195H36ZM149 196V195H148ZM212 196V195H211ZM217 196V195H216ZM221 196V197H222ZM245 196V195H244ZM172 197V196H171ZM170 197V198H171ZM252 197V196H251ZM147 198V197H146ZM208 198V197H207ZM212 198H213V196H212ZM216 198V197H215ZM239 198V197H238ZM149 199H150V197H149ZM186 199V198H185ZM192 199V198H191ZM211 199V198H210ZM196 200V199H195ZM198 200V199H197ZM213 200V199H212ZM243 200V199H242ZM31 201H32V197H31ZM199 201H201L200 199H199ZM251 201V202H250ZM125 202V201H124ZM181 202V201H180ZM241 202V201H240ZM247 202V201H246ZM254 202V201H253ZM35 203V202H34ZM34 203H32L31 204V208H32V206H33V208H35L36 207V205L34 204ZM43 203V202H42ZM197 203V202H196ZM216 203V202H215ZM225 203H226V201H225ZM23 204V203H22ZM174 204V203H173ZM216 204H218V203H216ZM221 204V203H220ZM234 204V203H233ZM244 204H246V203H244ZM26 205V204H25ZM124 205V204H123ZM129 205V204H128ZM162 205V204H161ZM240 205V204H239ZM28 206V205H27ZM136 206V205H135ZM134 206V207H135ZM195 206V205H194ZM215 206V205H214ZM213 206V207H214ZM255 206H254V208H255ZM134 207L132 206V208L134 209ZM156 207V206H155ZM174 207V206H173ZM199 209H205V210H210L211 208V205H209L208 203H205V204H201V205H198L197 206ZM246 207V206H245ZM245 207H243V208H245ZM249 207H247V208H249ZM3 208V207H2ZM43 208H45V207H43ZM124 208V207H123ZM153 208V207H152ZM169 208V207H168ZM167 208V209H168ZM253 208V207H252ZM130 209V208H129ZM181 209V208H180ZM31 210H33V209H31ZM35 210H37V209H35ZM34 210V211H35ZM146 210V209H145ZM170 210H171V208H170ZM246 210V209H245ZM29 211V210H28ZM221 211V210H220ZM233 211V210H232ZM19 212V211H18ZM45 212V211H44ZM70 212V211H69ZM162 212V211H161ZM165 212V211H164ZM173 212V211H172ZM172 212H170V213H172ZM174 212H175V210H174ZM228 212H230V211H228ZM248 212V211H247ZM73 213V212H72ZM211 213V212H210ZM226 213V212H225ZM230 213H233V212H230ZM250 213H252V212H250ZM29 214V213H28ZM57 214V213H56ZM69 214V213H68ZM127 214V213H126ZM214 214V213H213ZM227 214V213H226ZM234 214V213H233ZM248 214V213H247ZM21 215V214H20ZM63 215V214H62ZM228 215V214H227ZM250 215V214H249ZM25 216V215H24ZM32 216V215H31ZM134 216V215H133ZM193 217H194V215H192ZM196 216V215H195ZM229 216V215H228ZM232 215H230V217H231ZM235 216H236V213H235ZM53 217H55V215H53ZM242 218H243V216H241ZM245 217V216H244ZM248 217H250V216H248ZM255 217V218H254ZM35 218V217H34ZM60 218H61V216H60ZM233 218H234V216H233ZM33 219V218H32ZM68 219V218H67ZM164 219V218H163ZM203 219V218H202ZM201 219V220H202ZM207 219V218H206ZM209 219V218H208ZM237 219V218H236ZM250 219V218H249ZM63 220V219H62ZM195 220H196V218H195ZM242 220V219H241ZM163 221V220H162ZM243 221V220H242ZM250 221V220H249ZM22 222V221H21ZM84 222V221H83ZM82 222V223H83ZM86 222V221H85ZM196 222L198 223V221L196 220ZM245 222V221H244ZM52 223V222H51ZM69 223V222H68ZM200 223V222H199ZM218 223V222H217ZM87 224V223H86ZM205 224V223H204ZM171 225V224H170ZM185 226V225H184ZM219 226V225H218ZM182 227V226H181ZM196 227H198L197 225H196ZM200 227V226H199ZM183 228V227H182ZM194 228V227H193ZM248 228V229H249ZM93 230H94V228H92ZM202 229V228H201ZM2 231V230H1ZM95 231V230H94ZM99 231V230H98ZM103 231V230H102ZM101 231V232H102ZM100 232V231H99ZM202 232H204L203 231V229H202ZM207 232H209V231H207ZM199 233H201V231H199ZM230 233V232H229ZM236 233V232H235ZM0 234H1V232H0ZM91 234V233H90ZM97 234V233H96ZM197 234H198V232H197ZM257 234V235H258ZM86 235V234H85ZM201 235V234H200ZM260 235V234H259ZM93 236V235H92ZM98 236V235H97ZM103 236H106V234H104L103 233ZM108 236V235H107ZM247 236V235H246ZM87 237V236H86ZM109 237V236H108ZM195 237V236H194ZM252 237H253V235H252ZM257 237V236H256ZM91 238V237H90ZM98 238V237H97ZM105 238V237H104ZM104 238H102V240L104 239ZM196 238V237H195ZM204 238V237H203ZM258 238V237H257ZM96 239V238H95ZM233 239V238H232ZM87 240V239H86ZM89 241H90V239H88ZM94 240V239H93ZM101 240V239H100ZM99 240V241H100ZM202 240V239H201ZM234 240V239H233ZM258 240V239H257ZM256 240V241H257ZM94 241H96V240H94ZM98 241V242H99ZM109 241V240H108ZM199 241H200V239H199ZM253 241H255V240H253ZM207 242V241H206ZM228 241H226V243H227ZM259 242V241H258ZM257 242V243H258ZM76 243V242H75ZM110 243V242H109ZM208 243V242H207ZM256 243V244H257ZM6 244H9L8 242L6 243ZM6 244L2 241V240H0V250L1 249H4L5 247H6ZM255 244V245H256ZM259 244V243H258ZM256 245V248L258 247V246H260L261 244H264V243H261L260 245ZM13 245V244H12ZM198 245V244H197ZM251 245V244H250ZM252 245H254V244H252ZM91 246V245H90ZM199 246H201V244L199 245ZM217 246V245H216ZM232 246V245H231ZM264 246V245H263ZM96 247V246H95ZM109 247H111V245L109 246ZM115 247V246H114ZM117 247V246H116ZM244 247V246H243ZM254 247V246H253ZM253 247H251V249H253L254 250V248ZM99 248L102 250V252H100V254L101 253H103V251H107V246H106V244L104 243V242H100V246H99ZM196 248V247H195ZM256 248H255V250H256ZM261 248H262V246H261ZM264 248V247H263ZM90 249H91V247H90ZM93 249V248H92ZM109 249H113V251L112 252H114V248H109ZM108 249V250H109ZM200 249V248H199ZM232 249V248H231ZM239 249H240V247H239ZM258 249H260V247L258 248ZM116 251V250H115ZM196 251V250H195ZM206 251V250H205ZM212 251V250H211ZM211 251H209V252H211ZM261 251V250H260ZM108 252V251H107ZM106 252V253H107ZM112 252H110V253H112ZM207 252H208V250H207ZM235 252V251H234ZM247 252V251H246ZM252 251H250V253H251ZM255 252V251H254ZM262 252L264 253V251L262 250ZM12 253V252H11ZM98 253V252H97ZM115 253H117V251L115 252ZM260 253V252H259ZM263 253L261 254V255H263ZM109 254V253H108ZM249 254V253H248ZM254 254V253H253ZM96 255V254H95ZM99 254H97V256H98ZM102 255H105V254H102ZM111 255V254H110ZM115 255V254H114ZM113 254L111 255V257L113 256V257H115ZM201 255V254H200ZM205 255V254H204ZM84 256V255H83ZM106 256V255H105ZM116 256H117V254H116ZM121 256V255H120ZM197 256V255H196ZM81 257V256H80ZM108 257V259L110 258L109 256H107ZM106 257V258H107ZM202 257V256H201ZM77 258V257H76ZM121 258V257H120ZM88 259V258H87ZM127 259V258H126ZM241 259V258H240ZM256 260H258L257 258H255ZM27 260H31V259H27ZM70 260V259H69ZM194 260V259H193ZM248 260V259H247ZM4 261V260H3ZM24 261V260H23ZM22 261V262H23ZM109 261H110V259H109ZM120 261V260H119ZM190 261V260H189ZM32 262V261H31ZM76 261H74V263H75ZM84 264H85V262L84 261H82ZM70 264H71V262H69ZM77 263V262H76ZM191 263V262H190ZM5 264V263H4ZM9 264V263H8ZM91 264V263H90ZM113 264V263H112ZM192 264V263H191Z\"/></svg>", "mask_w": 264, "mask_h": 264}]
</instances>
